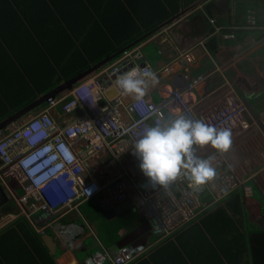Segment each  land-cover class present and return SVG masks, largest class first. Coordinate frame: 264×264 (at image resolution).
I'll use <instances>...</instances> for the list:
<instances>
[{
	"label": "built area",
	"instance_id": "built-area-1",
	"mask_svg": "<svg viewBox=\"0 0 264 264\" xmlns=\"http://www.w3.org/2000/svg\"><path fill=\"white\" fill-rule=\"evenodd\" d=\"M210 22L213 29L209 36L220 42L211 57V75L253 59L250 50L255 44L247 45L243 39L241 42L235 31H264V22L257 23L255 13L249 12L245 23L228 27L217 25L213 19ZM197 42L204 46L202 39ZM140 47L134 44L123 49L113 61L105 62L78 81L71 91L48 97L45 106L32 109L23 122L5 133L0 130V189L16 207V213L0 212V230L19 219L25 220L38 237L50 232L60 252L81 247L97 249L86 257L84 264H136L233 193H239L243 200L253 196L255 181H264V162L245 173L239 171L244 164L237 162L242 156L246 160L243 152L248 147V144L243 146L240 138L250 142L258 134L264 141V129L260 125L264 116L256 113L258 102L264 101V69L248 63L251 69L243 72L239 81L225 78L221 73L226 92L200 109L192 102L198 79L176 88L162 86L157 102L149 94L144 98L146 110L141 114L135 107L136 101L123 95L115 81L132 67H149L166 80L172 74V63L155 69L147 63L137 65L143 58ZM188 49L189 46L183 47L177 54L187 58ZM254 62L258 61L254 59ZM110 88L116 91L113 99L105 95ZM181 113L218 128H230L239 151L223 156L216 154L217 177L199 190L191 189L183 178L167 190L159 186L152 188L139 169L138 158L133 155L134 142L158 118ZM36 121L48 122L47 135L32 143L30 129ZM202 150L196 148V155L201 158L213 155L211 149ZM229 156L237 161L232 162ZM206 195L209 199H202ZM126 201L151 224L153 241L142 245L137 239L135 243L106 250L96 239L80 207L91 203L97 212H107ZM86 240H93V244L86 247Z\"/></svg>",
	"mask_w": 264,
	"mask_h": 264
},
{
	"label": "crops",
	"instance_id": "crops-1",
	"mask_svg": "<svg viewBox=\"0 0 264 264\" xmlns=\"http://www.w3.org/2000/svg\"><path fill=\"white\" fill-rule=\"evenodd\" d=\"M18 1L19 4L17 3V6L12 5L10 9H12L14 13L16 12L19 14L21 19L23 20L22 21L23 24H25L26 26H30L31 24L33 27L36 28V30L42 33L44 39L47 38L50 35V33H52V31L57 29V27L59 26L65 28V31L69 35L70 34L72 35L73 33L74 34L79 33L80 39L82 38V36H85L88 31L87 29L88 27L85 26L83 22V17L72 18V16L77 15L78 10H82V11L87 10V12L89 10L93 15L92 21H96L98 25H100V27L102 28L110 25L111 22L109 21L100 22L99 21L100 13H102L103 11H105V15L111 12L115 13L114 8L111 7L113 5H108L107 7L105 0L103 2L96 1L97 3L94 2V0H18ZM54 2L57 5L60 3L64 5V7H62V9L60 10L64 12L63 16L69 17L68 22H65V20H63L60 17V13L53 6ZM93 3L95 6V10L90 7ZM259 4L262 5V7H264V0H257V5ZM122 6L129 13H131L134 18H136V14L134 13V10L136 9L138 11V9L135 6H131L129 3H126L125 1H122ZM241 7H242V1L239 0H192L191 2L188 3L186 2L184 3V0H178L176 12H171V10L169 9L168 12L169 15L165 16L163 19H161L154 25H151L150 28L146 29L141 27V33L137 37L131 40V42H133L134 40L140 38L136 42V44L141 45L140 49L143 53V58L138 60L137 65L147 63L150 64L155 69L158 66L166 65V63H172L171 64L172 74L168 77V79L163 80L162 77L159 76V74H156L158 77V83L156 84L155 87L150 88L148 92L151 99L154 92H156L157 99L159 100L160 97L159 91L162 86H164L163 89H166L168 86L176 88V87H180L186 82H190L191 80L198 79V82L195 85L194 100L192 102L194 104L196 103L197 109H200L208 104H211L214 100L218 99L221 93L226 92L225 88L222 87V83L224 81L222 74L225 76V78L231 80L236 78L239 81L240 78H243L242 73L247 72V69L248 70L251 69V66L249 64L254 65V68L256 66L257 69H264V31L257 29H248V30L244 29V30H236L235 34L241 42L243 39V41H245L247 45L255 44L254 48L250 50L253 59L249 57L250 58L249 62L241 61V64L238 63L239 64L238 67L232 66L230 67V70L228 69V71L226 67V69H222L220 71L222 74L218 72L212 75L210 74L212 72L211 57L214 55V51H216L218 44L220 43L219 41L216 40L215 37L209 36L210 32L213 29V25L211 24L210 19H213L217 25H221L224 27H228L230 24H241L243 23V20L246 21L247 14L252 11L251 9L248 10L246 9L247 10V12L245 10L246 13L245 12L240 13L239 9ZM261 8H259L258 6L256 15L257 13L259 14ZM108 15L112 17L111 14ZM118 16L120 17V19H119V23H117V28H119L122 31L124 28L125 19L121 18L120 13H118ZM81 23L83 26V30L80 28L79 30L82 31H76L77 25ZM111 26L113 27V25ZM0 27L1 28L6 27L5 33L4 30L3 33L7 34L8 37L6 38L10 42L9 44L4 42L1 36L2 34H0V83L3 84L4 89L7 90L6 86L10 87L12 83L15 82V80H17L18 78L17 62L14 60L13 55L16 56L18 51H23V47L20 46V44H21V39L24 37L23 34L25 33L18 22H16L15 20H10L9 18L7 21H5L2 15H0ZM200 39L203 40L204 46L198 44L197 40ZM74 41H76L77 46H79L76 38H74ZM120 41L121 39L119 37L113 38V35H110L108 38V42H111L112 45L113 44L116 45L117 43H120ZM131 42L129 41L126 46H128ZM178 42L182 44L181 47L175 45V43ZM228 42L229 41H227L226 43ZM12 43L18 44L20 48H18L14 44L11 45ZM126 46L122 47L121 49L125 48ZM186 46H189L188 49L189 55L187 58L183 56V54L180 55L177 54L179 50H181L183 47ZM121 49H119L116 52H113V54L111 55L109 54L105 56L106 54H108L106 53L105 55H103L104 57L103 56L101 57L102 59L100 58L98 62L92 65H96L101 61L105 60L106 58L111 57L114 54L116 55ZM117 56H119V54L111 58L110 61H113ZM254 59H256L258 62L257 63L254 62ZM205 76L206 78H204ZM163 84H168V85L166 86ZM247 100H249V98H247ZM43 102L44 101H42L38 105L39 108L43 107L41 106ZM258 105L259 107L257 108L258 111L256 113L260 112V114H263L264 116V101L260 100L258 102ZM26 118H27V114L23 115L20 119H17V121H15L11 126L2 129V131L7 132L10 127L20 124ZM240 140L244 143L243 146L248 144V147L246 148L247 152H243L246 155L245 157L246 160L245 161L242 160L243 157L242 155H241L242 156L241 159L240 160L238 159L237 163H239L240 165L244 164L243 166H240L241 168L239 167V171L241 173H245L251 170H255L256 168H258L259 165L261 166L262 163L264 162V156L260 157V152L264 151V144L256 136L253 137L251 143L247 139L246 141L243 137L240 138ZM238 151H239V146L237 145V140L234 139L232 154ZM202 152H206V150L203 149ZM230 158L232 162L237 161L236 158H234L233 156H229V159ZM255 183H256V185H254L255 191H258L259 194L264 199V181L258 179L257 181H255ZM253 192H254V188H253ZM235 194L238 195L241 204L243 205L244 203L243 210L247 222L244 223L245 221H243V223H241V227H237L236 236H239L240 240L239 243L236 244L230 250L235 252V254H239L237 258L238 264H254L256 262L258 263L259 259L256 257L254 258V261L250 260L251 248L250 246H248V243L250 238L256 241H260L261 243L260 248L264 250V206L262 205L263 203L261 201L255 203L256 213L255 215H253L249 210V203H248V199L252 198V196L243 200L241 199V195L239 193H235ZM202 199H209V197L206 195ZM226 201L215 205L213 209L216 210L221 208L226 213L230 214V210L229 207L226 205ZM128 204H129V209L124 210L123 212L111 217L108 220H105L99 214V212L98 214L101 216V219H99L94 214L91 216L90 212L92 207L90 205L83 204L80 207L81 213L84 215L85 220L89 223L92 230L94 231L96 235V239L103 246L104 249L107 250V249H111L113 246H116V244L119 243L121 240H123L125 236H127L130 232L134 231L136 228H138L139 226L144 224V222H146L145 217L141 216L138 213V210H136V208L130 206L131 205L130 202H128ZM118 205L119 204H117L116 207H118ZM213 209H209V210H213ZM0 212L3 215L8 213H16V207L7 200L6 204H4V202L0 204ZM105 212L106 211H104V213ZM134 213L137 215L131 218L130 215ZM206 214L207 211L201 214L197 218L195 224H199L201 219H203L202 217H204ZM100 220H104L103 221L104 225L109 229H111L113 233L114 232L117 233L116 235L118 236V240H115L114 245L106 246V242L108 241L99 239L97 237L94 224L98 223ZM23 222L26 224V226H28L25 220H23ZM247 224L250 225L247 226ZM113 225H115V227H112ZM5 229L6 228L1 229L0 233ZM190 229L191 226L180 232L179 235L181 234L184 235ZM201 230H202L201 232H203L202 233L203 236L206 237L205 239L209 240L210 234L204 231L203 229ZM198 236L199 235L195 233V230H191V232H189L184 236L182 242L183 245L182 244L181 245L188 246L190 250H192L194 253L196 252L200 256H203V259H201L199 263L204 264L207 262V258L209 257L208 255L209 252L204 248L203 245H200V243L199 244L196 243L195 239ZM52 237L53 236L49 232L44 237H38V238L41 241L43 247L45 248L48 256L53 258L55 264H79V261L82 264H84V260L86 259V257L92 255L93 252H97V249L95 248L88 250L85 247L77 248L76 250H64L60 252L56 242L53 240ZM138 240L141 241L142 237H139ZM152 241L153 240L151 238V232H150L149 236H147V238L144 239V242L151 243ZM85 242H86L85 243L86 247H89L90 245L89 241L86 240ZM163 244L164 242L161 243L155 249L161 247ZM153 250H151L149 254H151ZM163 254H164L163 264H185L182 263L177 258H181V259L187 258V254L184 253L179 247H177V252H174V254H171V252H164ZM248 255H250V257H248ZM222 260L224 262V259Z\"/></svg>",
	"mask_w": 264,
	"mask_h": 264
},
{
	"label": "trees",
	"instance_id": "trees-1",
	"mask_svg": "<svg viewBox=\"0 0 264 264\" xmlns=\"http://www.w3.org/2000/svg\"><path fill=\"white\" fill-rule=\"evenodd\" d=\"M96 1L103 2L104 0H94V2ZM122 1L138 9V11L134 10L136 18L124 9ZM177 1L105 0L107 7L108 5H113L111 7L114 8L115 13H108L112 15L110 17L108 14L105 15V11H103L100 13L99 21H109L111 22L110 25L102 28L96 21H92L93 15L89 10L88 12L87 10H78L77 15L72 16V18L83 17V22L88 27L85 36H82L80 39L79 33L69 35L65 31V28L59 26L44 39L42 33L31 24L30 26L23 24V20L19 14L14 13L10 9L12 5L17 6V3L19 4L18 0H0V15H2L3 19L5 21L8 18L15 20L21 25L25 33L20 44L24 52L18 51L16 56L13 55L18 67L17 80L10 87L5 84L7 90L0 83V120L34 101L39 95L52 90L60 82L86 70L92 64L98 62L106 53L108 54L105 56L111 55L113 52L126 46L129 41L131 42L132 39L141 33V27L150 28L151 25L169 15V9L171 12H176ZM191 1L184 0V3ZM239 1H242V7L239 9L240 13H244L246 9H251L256 13L258 6L259 8L262 7L260 4L257 5V0ZM53 6L60 13V17L65 22H68L69 17L63 16L64 12L60 10L64 5L61 3L57 5L54 2ZM90 7L95 10L94 3ZM263 9L264 7L256 15V22L259 24L264 22L262 16ZM118 13H120L121 18L125 19L122 31L117 28V23H119L120 19ZM243 23H245L244 20ZM81 26L82 23L77 25L76 31H82L83 26ZM80 28L82 30H79ZM5 29L6 27H0V34H2L3 41L9 44L10 42L6 38L8 36L4 34ZM110 35H113V38L119 37L121 39L120 43L112 45L111 42H108ZM73 37L77 39L79 46H77ZM13 44L20 48L18 44L12 43L11 45ZM45 104L46 102L42 103L41 106ZM86 205H90L93 214L101 219V216L91 203H87ZM226 205L229 207L230 214L221 208L216 210L211 208L213 210L207 211V214L202 217L203 219H201L200 223L191 226V229L187 233L177 235L173 241L165 242L161 247L154 249L146 259H142L136 264H163V253L171 252V254H174V252H177V247L187 254L186 259L177 258L182 263L190 264L193 262L191 264H203L199 263L203 259V256H200L196 252L194 253L188 246H182L184 236L191 232V230H195V233L199 235L195 239L196 243L203 245L209 252L207 262L204 264H238L237 258L239 254H235L230 249L239 243L240 237L236 236L237 227H241V223L243 221L246 223L247 219L244 216L243 205L239 201L238 195L233 193L226 201ZM201 229L210 234L209 240L205 239L206 237L203 236ZM116 234L114 232L113 236L115 240H118ZM248 246L251 248L250 260L254 261L256 257L259 259V262L254 264H264V250L260 248V241L250 238ZM222 259H224V262ZM0 264H55V262L46 253L38 236L26 226L23 220L19 219L0 233Z\"/></svg>",
	"mask_w": 264,
	"mask_h": 264
},
{
	"label": "clouds",
	"instance_id": "clouds-1",
	"mask_svg": "<svg viewBox=\"0 0 264 264\" xmlns=\"http://www.w3.org/2000/svg\"><path fill=\"white\" fill-rule=\"evenodd\" d=\"M92 71L86 73L78 81L87 78V75ZM78 81L70 89L62 90L55 96L71 91ZM115 83L123 95L131 96L136 101L135 107L137 111L143 114L146 110L144 98L148 95L149 89L156 86L158 77L149 67H144L143 69L132 67L121 74ZM114 97H116V91L114 96L107 98L113 99ZM44 102L47 103V100ZM34 108H39V106ZM31 110L26 113L27 116L30 115ZM263 124L264 122L260 125L264 128ZM47 125V121L34 122L30 129V142L37 143L44 139L47 135ZM256 137L264 144L258 134ZM196 148H209L212 150L213 155L201 158L196 155ZM232 149L233 134L230 128H218L203 119L186 116L181 113L175 116H162L155 121L154 125L146 126L134 142L133 155L138 158L139 169L146 178L148 185L152 188L159 186L167 190L173 182L183 178L189 182L191 189L199 190L213 182L217 177V168L214 166L215 155L223 156L230 153ZM195 223L189 224L183 230ZM179 233H175L172 239H168L164 243L173 241Z\"/></svg>",
	"mask_w": 264,
	"mask_h": 264
},
{
	"label": "water",
	"instance_id": "water-1",
	"mask_svg": "<svg viewBox=\"0 0 264 264\" xmlns=\"http://www.w3.org/2000/svg\"><path fill=\"white\" fill-rule=\"evenodd\" d=\"M140 38L134 40L133 42H131L128 46H126L123 49L129 48L130 46L134 45ZM123 49H121L120 51H122ZM119 51V52H120ZM118 52V53H119ZM117 53V54H118ZM116 54V55H117ZM115 54L112 55L109 58H106L105 60L101 61L100 63L91 66L90 68H88L86 71L81 72L77 75H75L74 77H71L67 80H65L64 82H61L60 84H58L55 88H53L52 90H50L49 92H47L46 94L39 96L36 100H34L33 102H31L30 104H28L27 106L17 110L16 112L12 113L11 115H9L8 117L0 120V130L8 127L9 125L13 124L15 121H17V119H20L23 115H25L26 113H28V111H30L32 108L38 106L42 101H45L48 99V97H53L55 96V94H57L58 92L65 90V89H70L71 86L78 81V79L82 78L86 73L95 70L96 68L100 67L101 65H103L105 62H108L111 58H113L114 56H116ZM112 90H114V88H110ZM107 90L106 91V96L108 98L111 91ZM0 194L3 196V201L4 204L7 203V199L3 193V191L0 189ZM129 209V204L128 202H124L118 205V207H115L113 210H109L106 213L104 212H99V214L105 219L108 220L111 217L123 212L124 210ZM150 223L149 222H144V224H142L141 226H139L138 228H136L134 231L130 232L127 236H125V238L123 240H121L119 243L116 244L117 247H121L124 244H132L135 243V241L139 238L142 237V240L139 241V244L144 245V239L147 238V236H149V230H150ZM145 231V232H144ZM144 232V233H143ZM48 239V238H47ZM50 239V238H49Z\"/></svg>",
	"mask_w": 264,
	"mask_h": 264
},
{
	"label": "rangeland",
	"instance_id": "rangeland-1",
	"mask_svg": "<svg viewBox=\"0 0 264 264\" xmlns=\"http://www.w3.org/2000/svg\"><path fill=\"white\" fill-rule=\"evenodd\" d=\"M152 100L154 102H157L158 99H157V95H156V92H154V94L152 95ZM264 125V124H263ZM264 129V128H263ZM252 140H250V143H251ZM252 148V147H251ZM206 151H208L209 149L208 148H204ZM263 154V155H262ZM264 156V151H261L260 152V157H263ZM254 188V192H253V196L252 198L248 199V203H249V210L251 212V214L255 215L256 213V206H255V203L257 202H262L263 206H264V199L263 197L259 194L258 191H255V186H253ZM253 204V205H252ZM244 205V203H243ZM244 209V208H243ZM90 215L92 216L93 215V210L91 209V212H90ZM137 214H132L130 215V217H134L136 216ZM95 226V232L97 233V237L99 239H102V240H105V241H108L106 242V246H112L114 245V242H115V238L113 236V232L111 229H109L108 227H106L104 225V222L103 220H100L98 223H95L94 224ZM112 227H115V225H113ZM89 243H92L93 244V240H89ZM79 264H82L80 261H79Z\"/></svg>",
	"mask_w": 264,
	"mask_h": 264
},
{
	"label": "bare ground",
	"instance_id": "bare-ground-1",
	"mask_svg": "<svg viewBox=\"0 0 264 264\" xmlns=\"http://www.w3.org/2000/svg\"><path fill=\"white\" fill-rule=\"evenodd\" d=\"M110 91H111V93H110L109 97H112V96H114V95H115V91H114V90H112V89H110Z\"/></svg>",
	"mask_w": 264,
	"mask_h": 264
},
{
	"label": "flooded vegetation",
	"instance_id": "flooded-vegetation-1",
	"mask_svg": "<svg viewBox=\"0 0 264 264\" xmlns=\"http://www.w3.org/2000/svg\"><path fill=\"white\" fill-rule=\"evenodd\" d=\"M3 201V196L0 194V204H2Z\"/></svg>",
	"mask_w": 264,
	"mask_h": 264
}]
</instances>
